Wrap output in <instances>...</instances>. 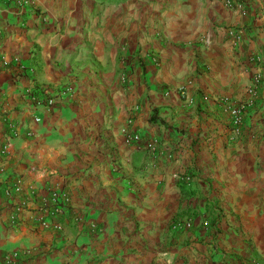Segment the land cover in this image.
I'll use <instances>...</instances> for the list:
<instances>
[{
    "label": "crops",
    "instance_id": "0c3cea01",
    "mask_svg": "<svg viewBox=\"0 0 264 264\" xmlns=\"http://www.w3.org/2000/svg\"><path fill=\"white\" fill-rule=\"evenodd\" d=\"M232 1L139 49L88 0H0V264H264V0Z\"/></svg>",
    "mask_w": 264,
    "mask_h": 264
},
{
    "label": "rangeland",
    "instance_id": "374dc122",
    "mask_svg": "<svg viewBox=\"0 0 264 264\" xmlns=\"http://www.w3.org/2000/svg\"><path fill=\"white\" fill-rule=\"evenodd\" d=\"M184 0H88L92 9L83 25L100 36L110 35L116 43L131 48L150 43L161 32V22H167L178 4ZM228 0H226L227 2ZM85 29H87L85 27Z\"/></svg>",
    "mask_w": 264,
    "mask_h": 264
},
{
    "label": "built area",
    "instance_id": "2783aa9c",
    "mask_svg": "<svg viewBox=\"0 0 264 264\" xmlns=\"http://www.w3.org/2000/svg\"><path fill=\"white\" fill-rule=\"evenodd\" d=\"M7 3H15L17 5H19L20 7H26L27 5H30L31 3V0H6ZM226 7L230 8V9H233V8H236L237 7V3L235 1H232V0H228L226 2ZM231 35L233 37V40L236 42V43H239L242 39H243V36H244V30L239 28V29H235L234 31L231 32ZM18 62V63H17ZM16 63L19 65V67L22 69H25V66L22 65V64H19V60H16ZM125 80H127V77L125 76L124 78ZM261 84V81L260 79H255L254 80V83H253V88L251 89V93L253 94V99L255 97H257L256 95V92H257V88L260 86ZM250 105H252V102H246V103H243V104H239L235 107H232L230 109V115H231V125H232V133L233 134H239V132L241 131L243 125H244V122H245V119H246V116H247V110H248V107H250ZM18 135L17 132L13 131V134L6 138V142L9 143L10 139L13 137V136H16ZM142 141H146L147 142V139H145L144 136L138 134V133H134V132H127V142L129 143H132V144H137V143H140ZM7 145H5V150L7 149ZM159 147V143H157V141L155 140H152V141H148V148L151 150V151H156L157 148ZM193 179V176L192 175H183L182 176V180L184 182H191ZM21 188L20 187H17L16 189V192H20ZM57 197V194H55V198ZM186 227L190 228L192 227V222L191 221H188L186 222ZM28 252L29 250H26L25 251V255H28ZM19 253H14V256L17 257ZM14 256H7L5 259L6 261L5 262H10L11 260H13V257ZM255 264H260L259 262H255Z\"/></svg>",
    "mask_w": 264,
    "mask_h": 264
}]
</instances>
